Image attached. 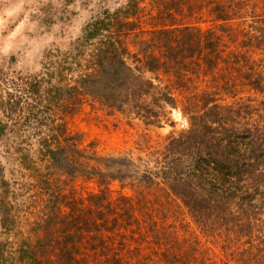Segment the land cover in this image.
I'll list each match as a JSON object with an SVG mask.
<instances>
[{"label":"trees","instance_id":"16d2710c","mask_svg":"<svg viewBox=\"0 0 264 264\" xmlns=\"http://www.w3.org/2000/svg\"><path fill=\"white\" fill-rule=\"evenodd\" d=\"M141 1L90 22L73 49L51 53L42 73L0 80V138L10 132L19 140L15 152L23 168L40 175L39 188L53 183L48 199H41L36 240L26 237L17 250L21 264H82L84 233H97L92 246L98 247L105 244L103 233L133 225L131 198L123 191L116 197L112 188L121 178L95 165L96 151L69 129L89 100L157 127L182 107L188 127L172 133L164 147V189L208 236L257 233L259 244L252 247L259 252H228L236 264H264V115L257 119L252 103L243 102L253 101L243 96L246 89L264 95V0H213V27L154 26L133 51L128 40L140 28ZM59 170L70 181H95L98 191L81 198L73 186L59 191L53 176ZM231 222L226 235L217 230ZM150 226L158 235L156 221Z\"/></svg>","mask_w":264,"mask_h":264},{"label":"rangeland","instance_id":"374dc122","mask_svg":"<svg viewBox=\"0 0 264 264\" xmlns=\"http://www.w3.org/2000/svg\"><path fill=\"white\" fill-rule=\"evenodd\" d=\"M130 1L0 0V80L19 73H42L52 52L73 49L90 22L106 11L124 8ZM213 3V0H142L140 28L128 40L131 50H140V40L149 37L143 32L154 26L199 23L203 28L213 27ZM147 75L156 77L153 73ZM246 91L243 96L253 101L243 102L252 103L253 112L260 119L264 115V95ZM168 117L171 121H163L162 127L147 126L129 112H112L89 100L69 120L70 131L80 136L84 147L96 151L94 161L98 162L93 163L121 178L113 183L115 196L119 197L123 191L134 204L132 227L122 228L119 233H103V246L101 242L98 247L92 246L100 240L97 233L83 234L78 243L82 264H236L230 260L228 249L260 251L252 247V243L259 244L257 233H233L229 239L224 235L208 236L182 202L164 189L160 174L166 161L164 147L172 133L179 134L188 127L182 107L173 109ZM17 142L10 132L0 138V262L3 264H21V253L17 250L25 245L26 237L36 240L38 215L45 209L41 199H48L53 191V183L50 189L39 188L40 175L21 166L20 154L15 152ZM38 161L40 170L45 171L43 162ZM53 176L58 180L59 191L65 188L68 191L73 186L77 198L98 191L93 180L79 177L70 181L60 170ZM60 177L66 181L62 182ZM37 189L41 194L38 195ZM128 216L121 217L129 219L131 215ZM150 221H156L158 235L151 231ZM232 223L217 230L226 235ZM163 231L168 233L165 235ZM11 250L14 260L9 256ZM3 256L8 258L2 260ZM234 256L242 259L236 253Z\"/></svg>","mask_w":264,"mask_h":264}]
</instances>
